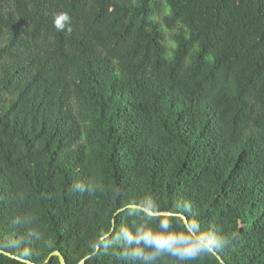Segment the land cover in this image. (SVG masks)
I'll use <instances>...</instances> for the list:
<instances>
[{
  "label": "trees",
  "instance_id": "trees-1",
  "mask_svg": "<svg viewBox=\"0 0 264 264\" xmlns=\"http://www.w3.org/2000/svg\"><path fill=\"white\" fill-rule=\"evenodd\" d=\"M161 221L227 244L154 264H264V0H0V264Z\"/></svg>",
  "mask_w": 264,
  "mask_h": 264
},
{
  "label": "clouds",
  "instance_id": "clouds-1",
  "mask_svg": "<svg viewBox=\"0 0 264 264\" xmlns=\"http://www.w3.org/2000/svg\"><path fill=\"white\" fill-rule=\"evenodd\" d=\"M67 14L60 15L55 20L58 30L68 21ZM81 191L83 185H76ZM155 205H153L154 207ZM172 224L165 225L160 222L159 230L148 226L137 227L134 231L121 230L115 237V241L124 249L123 255L140 264H154L161 255L167 254L176 257L180 261L194 260L202 254H212L222 249L226 244V238L214 228L201 230L198 222H193L192 231H171ZM110 241L105 240L107 247Z\"/></svg>",
  "mask_w": 264,
  "mask_h": 264
},
{
  "label": "water",
  "instance_id": "water-1",
  "mask_svg": "<svg viewBox=\"0 0 264 264\" xmlns=\"http://www.w3.org/2000/svg\"><path fill=\"white\" fill-rule=\"evenodd\" d=\"M129 207H132V208H139L140 206L139 205H136V204H130V205H128ZM144 211H146L147 213H149V214H169L170 212H165V211H161V212H157V211H153V210H151V209H147V208H145V207H141ZM182 216V218H183V220H184V222L186 223V225L189 227V223H188V220L183 216V215H181ZM113 223H114V219H113ZM111 230H113V226L111 227ZM111 230L108 232V233H106L103 237H101V239H103V238H105L106 236H108L110 233H111ZM97 248H98V245H97ZM8 255H10V256H12L11 254H9V253H7ZM53 254H56V255H58L59 256V259H60V264H66V262H65V258H64V256L62 255V253L60 252V251H58V250H55V251H53V252H51L49 255H48V257L46 258V260H48L50 257H51V255H53ZM23 260V259H22ZM45 260V261H46ZM221 260V259H220ZM222 261V260H221ZM85 263V260L84 259H82V260H80L79 261V263L78 264H84ZM222 263L223 264H225V262L224 261H222Z\"/></svg>",
  "mask_w": 264,
  "mask_h": 264
}]
</instances>
